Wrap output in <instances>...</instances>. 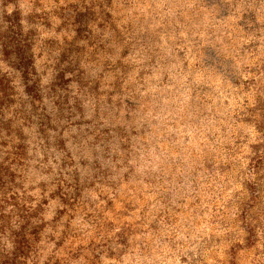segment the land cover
<instances>
[{"label": "rangeland", "instance_id": "1", "mask_svg": "<svg viewBox=\"0 0 264 264\" xmlns=\"http://www.w3.org/2000/svg\"><path fill=\"white\" fill-rule=\"evenodd\" d=\"M0 264H264V0H0Z\"/></svg>", "mask_w": 264, "mask_h": 264}]
</instances>
